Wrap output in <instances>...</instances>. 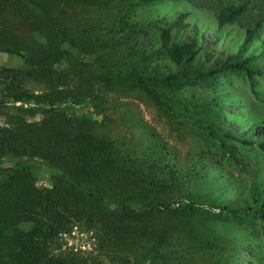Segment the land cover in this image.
<instances>
[{
	"label": "rangeland",
	"instance_id": "obj_1",
	"mask_svg": "<svg viewBox=\"0 0 264 264\" xmlns=\"http://www.w3.org/2000/svg\"><path fill=\"white\" fill-rule=\"evenodd\" d=\"M241 1L248 12L264 17V0ZM107 4L61 8L72 27L92 21L96 34V53L67 47L72 58L85 64L89 75L118 74L116 79L97 85L79 103H55L49 113L45 104L43 109L19 102L0 105V125L18 116L40 122L49 114L83 120L86 131L111 142L110 158L120 162L114 173L121 181L105 175L92 189L109 208L129 214L125 241L102 235L95 219L75 223L51 248L99 264H264V148L258 147L264 140V57L252 63L251 79L242 71L205 75L208 54L258 52L264 25L243 46V26L220 27L208 7L189 0ZM31 7L29 0H0V27L29 44L40 43L42 35L21 14ZM152 20L177 24L179 40L196 38L202 45L198 56L182 66L172 64L158 49L156 30L148 24ZM105 44L112 46L111 56ZM26 56L0 50V67L24 68ZM26 86L35 93L42 89L32 80ZM22 167L40 188L71 180L43 159L11 154L0 157V180Z\"/></svg>",
	"mask_w": 264,
	"mask_h": 264
},
{
	"label": "trees",
	"instance_id": "obj_2",
	"mask_svg": "<svg viewBox=\"0 0 264 264\" xmlns=\"http://www.w3.org/2000/svg\"><path fill=\"white\" fill-rule=\"evenodd\" d=\"M29 1L34 9L31 7L30 12L21 14L28 15L31 30L42 35L44 41L29 44L19 34H12L9 28L0 27V50L27 54L24 68L0 67V105L19 102L42 107L45 104L48 107L42 109L49 113L55 103H79L94 93L97 85L116 79L118 74L89 75L91 71L85 69L86 65L72 58L67 47L83 54H95L96 34L92 32V21L83 28L72 27L66 11L62 10L87 3L105 6L112 0ZM189 1L200 5L199 8L208 7L220 27L234 23L243 26V46L256 37L264 25V17L248 12L247 2L241 0H203L207 6L197 4L196 0ZM247 14L251 15L245 17ZM150 23L156 30L159 51L165 52L172 64L182 66L198 56L202 45L192 37L179 40L177 24L164 25L158 20ZM111 47L105 44L110 56ZM242 51L243 48L217 58L208 54L210 63L206 65L205 75L242 71L251 79L255 72L252 63L259 56L264 57V38L258 45V52L245 54ZM62 60L66 61L65 66L59 68ZM29 80L41 86L40 92L35 93L26 86ZM84 124L83 120L49 114L40 122H29L18 116L0 125V157L11 154L40 158L64 169L71 179L69 182L55 180L49 187L40 188L31 172L22 167L0 180V264H99L87 256L57 253L51 248L59 236L69 233L78 222L98 219L102 235L113 236L118 243L125 241V228L129 225L125 219L126 210L109 208L98 197L99 193L93 192L96 188L92 189L105 175L109 180L121 181V176L114 173L120 162L114 163L110 158L111 142L86 131ZM260 134L256 131L254 135L260 138ZM243 143L248 142L243 140ZM258 147L264 148V140H259ZM146 184L156 189L152 179H147ZM100 216L104 218L99 219ZM26 224L29 227L26 228ZM118 229L120 234H117Z\"/></svg>",
	"mask_w": 264,
	"mask_h": 264
}]
</instances>
